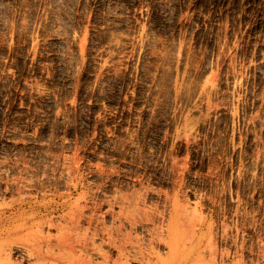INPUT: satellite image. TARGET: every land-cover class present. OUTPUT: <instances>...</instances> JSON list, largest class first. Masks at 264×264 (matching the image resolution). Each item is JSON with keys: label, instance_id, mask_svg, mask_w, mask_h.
Instances as JSON below:
<instances>
[{"label": "rangeland", "instance_id": "374dc122", "mask_svg": "<svg viewBox=\"0 0 264 264\" xmlns=\"http://www.w3.org/2000/svg\"><path fill=\"white\" fill-rule=\"evenodd\" d=\"M0 264H264V0H0Z\"/></svg>", "mask_w": 264, "mask_h": 264}]
</instances>
